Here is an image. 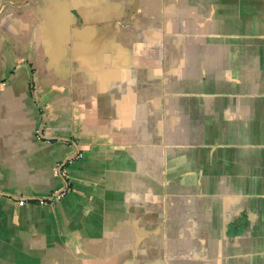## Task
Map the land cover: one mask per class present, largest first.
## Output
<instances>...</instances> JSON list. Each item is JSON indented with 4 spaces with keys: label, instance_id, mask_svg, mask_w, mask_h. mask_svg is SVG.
Here are the masks:
<instances>
[{
    "label": "crops",
    "instance_id": "1",
    "mask_svg": "<svg viewBox=\"0 0 264 264\" xmlns=\"http://www.w3.org/2000/svg\"><path fill=\"white\" fill-rule=\"evenodd\" d=\"M1 82L0 264H264V0H0Z\"/></svg>",
    "mask_w": 264,
    "mask_h": 264
},
{
    "label": "built area",
    "instance_id": "2",
    "mask_svg": "<svg viewBox=\"0 0 264 264\" xmlns=\"http://www.w3.org/2000/svg\"><path fill=\"white\" fill-rule=\"evenodd\" d=\"M8 86L7 82H1L0 83V90L6 88ZM35 137H36V140L38 142H43L45 140H47V137H46V132L43 128H39L36 130L35 132ZM78 159H82L83 158V154H79ZM54 172L56 175L62 177V178H67L69 176V170L67 168V166L63 163V162H59L56 164L55 166V169H54ZM64 197V193L63 194H59L57 197H55V200L54 201H60L62 200ZM24 201L21 202L20 204L21 205H24ZM42 205H45L46 203L45 202H42L41 203Z\"/></svg>",
    "mask_w": 264,
    "mask_h": 264
}]
</instances>
